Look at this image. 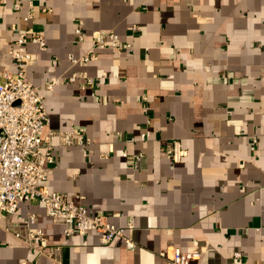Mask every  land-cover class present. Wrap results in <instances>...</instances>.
<instances>
[{
    "label": "crops",
    "instance_id": "0c3cea01",
    "mask_svg": "<svg viewBox=\"0 0 264 264\" xmlns=\"http://www.w3.org/2000/svg\"><path fill=\"white\" fill-rule=\"evenodd\" d=\"M27 29L46 42L25 45L28 79L42 86L62 77L44 99V133L57 145V131L82 127L92 140L85 154L57 145L45 185L82 194L88 210L116 226L132 219L126 235L135 245L120 237L102 245L92 230L66 235L26 201L11 220L35 213L44 252L0 219V264H165L171 246L197 253L191 264H264V0H7L0 72L16 73L9 50ZM96 29L130 46L96 48L89 62L71 63ZM81 72L108 77L92 95L65 79ZM172 139L187 151L179 162L165 152ZM109 143L113 152L101 157Z\"/></svg>",
    "mask_w": 264,
    "mask_h": 264
},
{
    "label": "built area",
    "instance_id": "2783aa9c",
    "mask_svg": "<svg viewBox=\"0 0 264 264\" xmlns=\"http://www.w3.org/2000/svg\"><path fill=\"white\" fill-rule=\"evenodd\" d=\"M6 1L0 0V4H5ZM22 18L28 24L33 18L31 10H27ZM81 27L82 22L78 21L74 28L79 40L82 39ZM29 42L36 44L40 49L46 48L42 34L35 33L31 29L20 31L9 50L18 69L14 74L8 70L0 72V219L3 221V228L26 246L36 250L38 254L43 253L44 232L35 226L37 215L29 213L19 221L11 220L20 203L33 201L42 205L46 214L54 222L63 225V232L66 235L75 232L84 234L92 230L99 234L102 245H107L114 238L120 237L125 246L132 249L135 245L134 241L126 235V230L133 226L132 219H128L123 227L116 226L109 222L105 215L88 210L83 202L82 194L55 191L45 185L49 165L55 161L57 145H78L85 154V147L92 140L85 134V129L82 127L57 131V145L51 142L52 133H44L49 122L44 99L60 83L62 77H49L42 86H37L28 79L25 69L31 56L26 51L25 45ZM107 46L122 49L129 47L130 44L119 43L118 36L113 30L96 29L92 31L91 47L77 57L69 54L68 58L73 64H85L94 58L96 48ZM107 77L106 72L98 77L81 72L80 74L72 73L65 79L66 81L79 79V87L89 89L94 95L99 80ZM143 98L146 97L143 96ZM112 152L113 144L109 143L101 152V157H108ZM165 152L173 162H179L187 154L179 139H172ZM46 254L52 255L50 251ZM233 256L239 257L240 253L234 252ZM196 257L197 253L184 251L177 246H171L164 255L165 264H191V260ZM20 264L39 263L23 260Z\"/></svg>",
    "mask_w": 264,
    "mask_h": 264
}]
</instances>
